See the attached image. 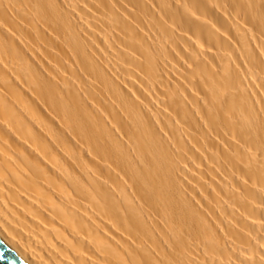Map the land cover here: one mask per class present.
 <instances>
[{
    "label": "bare ground",
    "instance_id": "1",
    "mask_svg": "<svg viewBox=\"0 0 264 264\" xmlns=\"http://www.w3.org/2000/svg\"><path fill=\"white\" fill-rule=\"evenodd\" d=\"M0 238L264 264V0H0Z\"/></svg>",
    "mask_w": 264,
    "mask_h": 264
},
{
    "label": "water",
    "instance_id": "2",
    "mask_svg": "<svg viewBox=\"0 0 264 264\" xmlns=\"http://www.w3.org/2000/svg\"><path fill=\"white\" fill-rule=\"evenodd\" d=\"M0 264H28L0 238Z\"/></svg>",
    "mask_w": 264,
    "mask_h": 264
}]
</instances>
